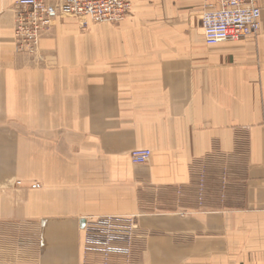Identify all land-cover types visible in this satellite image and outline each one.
I'll return each mask as SVG.
<instances>
[{
  "label": "crops",
  "instance_id": "1",
  "mask_svg": "<svg viewBox=\"0 0 264 264\" xmlns=\"http://www.w3.org/2000/svg\"><path fill=\"white\" fill-rule=\"evenodd\" d=\"M16 2L0 0V264H264V0L257 38L206 45L216 0H129L115 25L55 18L35 57L15 53ZM109 216L140 238L105 262L80 222Z\"/></svg>",
  "mask_w": 264,
  "mask_h": 264
},
{
  "label": "built area",
  "instance_id": "2",
  "mask_svg": "<svg viewBox=\"0 0 264 264\" xmlns=\"http://www.w3.org/2000/svg\"><path fill=\"white\" fill-rule=\"evenodd\" d=\"M262 0H216V6L208 7L200 16L204 42L215 46L225 42H238L257 38L260 34ZM131 9L129 0H17L14 5L13 39L16 54L35 57L39 53L42 37L47 34L55 18H75L84 28L87 21L94 24H119ZM1 41V34H0ZM149 150H134L130 162L146 163ZM16 186L21 182L16 181ZM41 185L34 183L32 190ZM84 252L101 254L106 262L111 255L130 256L140 238L136 217L109 216L85 220L81 229Z\"/></svg>",
  "mask_w": 264,
  "mask_h": 264
},
{
  "label": "water",
  "instance_id": "3",
  "mask_svg": "<svg viewBox=\"0 0 264 264\" xmlns=\"http://www.w3.org/2000/svg\"><path fill=\"white\" fill-rule=\"evenodd\" d=\"M84 225H85V220H82V221L80 222V228L82 229V228L84 227Z\"/></svg>",
  "mask_w": 264,
  "mask_h": 264
}]
</instances>
